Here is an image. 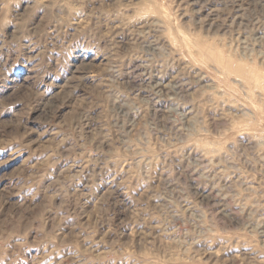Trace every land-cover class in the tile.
<instances>
[{"label":"rangeland","instance_id":"rangeland-1","mask_svg":"<svg viewBox=\"0 0 264 264\" xmlns=\"http://www.w3.org/2000/svg\"><path fill=\"white\" fill-rule=\"evenodd\" d=\"M0 264H264V0H0Z\"/></svg>","mask_w":264,"mask_h":264}]
</instances>
